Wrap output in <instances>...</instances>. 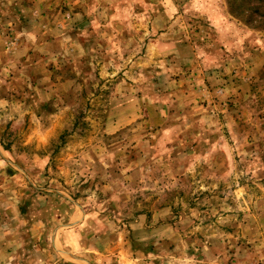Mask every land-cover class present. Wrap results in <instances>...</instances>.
Returning a JSON list of instances; mask_svg holds the SVG:
<instances>
[{
  "label": "rangeland",
  "instance_id": "rangeland-1",
  "mask_svg": "<svg viewBox=\"0 0 264 264\" xmlns=\"http://www.w3.org/2000/svg\"><path fill=\"white\" fill-rule=\"evenodd\" d=\"M239 4L0 0V264H264V8Z\"/></svg>",
  "mask_w": 264,
  "mask_h": 264
},
{
  "label": "trees",
  "instance_id": "trees-1",
  "mask_svg": "<svg viewBox=\"0 0 264 264\" xmlns=\"http://www.w3.org/2000/svg\"><path fill=\"white\" fill-rule=\"evenodd\" d=\"M258 2V5L256 6V5H253L252 4V2ZM246 4H248L249 6H254V7H252V8H254V10H261V5H262V8H264V0H240V4H239V6H244V5H246ZM253 10V11H254ZM260 12V11H259ZM259 12H257V11H255V13L256 14H258L259 15V17L261 16L260 14L261 13H259ZM262 14H264V13H262ZM264 16V15H263ZM262 16V17H263ZM264 18V17H263Z\"/></svg>",
  "mask_w": 264,
  "mask_h": 264
},
{
  "label": "crops",
  "instance_id": "crops-1",
  "mask_svg": "<svg viewBox=\"0 0 264 264\" xmlns=\"http://www.w3.org/2000/svg\"><path fill=\"white\" fill-rule=\"evenodd\" d=\"M68 234V233H67ZM71 235H68V241L70 240V241H72L73 243L75 242L74 240H72L71 239V237H70ZM3 251H4V249H2ZM4 264H9V261H4Z\"/></svg>",
  "mask_w": 264,
  "mask_h": 264
}]
</instances>
